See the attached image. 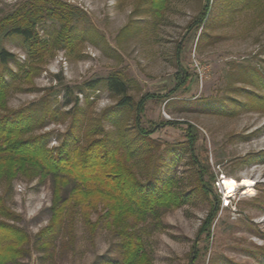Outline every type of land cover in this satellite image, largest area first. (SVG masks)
<instances>
[{
  "label": "rangeland",
  "instance_id": "1",
  "mask_svg": "<svg viewBox=\"0 0 264 264\" xmlns=\"http://www.w3.org/2000/svg\"><path fill=\"white\" fill-rule=\"evenodd\" d=\"M24 1L28 0H0V19ZM60 1L84 13L72 25L78 41L70 49L61 45L46 55L31 78L12 61L8 70L16 78L6 76L10 83L7 106L17 110L46 104L50 114L55 112L56 119L46 117L41 128L33 131L48 133L46 145L53 150L64 140L72 121V114H66L76 113L77 100L88 127L117 103L106 79L115 72L125 75L128 96L138 103L150 96L141 124L152 130L150 137L161 151L168 145L185 147L189 125L195 128L197 153L214 176L213 182L208 177L205 181L212 188V200L220 201L209 232L202 233L212 204L196 189L188 153L178 156L176 163L164 155L161 170L176 181L173 191L195 194L187 204L161 209L140 221L139 235L149 264H264V160H259L264 154V101L251 96H264L260 82L264 79V22L257 18L264 7H256L257 0L215 2L213 21L197 44L202 28L195 33L191 23L203 0H163L159 9L152 0ZM59 26L47 19L38 23L36 32L51 42ZM2 49L18 63H28V45L21 38L0 37ZM180 75L185 83L177 79ZM96 85L97 90L91 88ZM165 95L177 101L166 106L173 99L161 103ZM170 121L177 125H168ZM128 123L133 127V116ZM104 126L116 137L114 125L104 122ZM131 162L144 180L141 160ZM225 178L238 184L248 179L253 186H237L230 199H223ZM73 187L71 180L64 197ZM0 194L18 215L19 220L10 223L31 240L23 247L28 252L16 264L122 262L119 239L107 220H101L91 237L80 212L75 214L74 243H68L67 234L62 233L51 249L40 247L37 235L51 219L52 176L27 180L19 175L9 189L0 180ZM97 218L98 213L92 212L91 220Z\"/></svg>",
  "mask_w": 264,
  "mask_h": 264
},
{
  "label": "trees",
  "instance_id": "2",
  "mask_svg": "<svg viewBox=\"0 0 264 264\" xmlns=\"http://www.w3.org/2000/svg\"><path fill=\"white\" fill-rule=\"evenodd\" d=\"M220 1L203 0L198 16L191 23V29L195 33L202 28L197 44L213 21L215 2ZM241 1L249 4L253 0ZM162 2L163 0H152L153 7L161 8ZM257 3L256 7H264L262 0H257ZM83 15L79 8L60 0H28L0 19V37L21 38L28 45L29 56L28 63L20 64L15 61L13 54L4 49L0 51V180L9 189L19 175L27 180L53 177L51 219L48 226L37 235L40 247L51 249L62 233L67 234L68 243H74L75 214L80 212L91 237L95 236L101 220H107L108 227L119 239L117 249L122 257L120 264H149L139 235L140 221L156 216L161 209L187 204L195 194L193 191H173L176 181L168 178L161 170L164 155H168L170 161L176 163L178 156L183 152L188 153L190 164L194 168L196 189L212 204L202 233L209 232L218 213L220 201L217 199L215 203L212 200V188L205 181V177H208L213 182L214 176L197 153L195 128L189 125L185 147L168 145L161 151V145L150 137L152 130L141 124L145 103L150 96H144L139 103L128 96L129 79L119 72L112 73L106 79L107 89L117 99V103L102 111L98 119L86 127L85 115L78 107L77 100L73 107L76 113L66 114H72V121L64 140L59 148L53 150H49L46 145L48 133L33 134V131L41 128L46 117L56 119L55 112L50 114L46 104L17 110L7 106L10 83L6 76L16 78V74L8 70L10 63L14 61L26 78L33 77L39 72L46 55L61 45L66 49L74 46L78 38L74 36L75 28L72 25ZM257 18L264 22V8ZM47 19L60 25L56 35L51 37V42L41 39L36 32L38 23ZM177 79L185 83V78L181 75ZM260 82L264 88V79H260ZM97 87L98 85L91 88L97 90ZM251 96L264 101V96L254 93ZM162 98L155 97L158 102L161 100L163 103L173 99V96L165 95ZM174 101L177 100H169L166 106ZM229 112L231 111L227 110ZM131 116L133 127L128 123ZM104 122L116 127V137L106 130ZM167 124L177 125L174 121ZM83 140L84 143L80 145ZM132 158L141 160L144 180L136 174ZM259 160H264V154ZM71 180L74 181V187L71 194L64 197ZM92 212L98 213L96 221L91 220ZM18 220V215L8 208L4 196L0 194V264H16L28 252L23 247L30 243V237L10 223Z\"/></svg>",
  "mask_w": 264,
  "mask_h": 264
},
{
  "label": "bare ground",
  "instance_id": "3",
  "mask_svg": "<svg viewBox=\"0 0 264 264\" xmlns=\"http://www.w3.org/2000/svg\"><path fill=\"white\" fill-rule=\"evenodd\" d=\"M224 185L226 189L232 193L235 192L237 186H243L248 188H251L253 186L252 182L248 179H245L241 184H238L235 180L227 178H225Z\"/></svg>",
  "mask_w": 264,
  "mask_h": 264
},
{
  "label": "built area",
  "instance_id": "4",
  "mask_svg": "<svg viewBox=\"0 0 264 264\" xmlns=\"http://www.w3.org/2000/svg\"><path fill=\"white\" fill-rule=\"evenodd\" d=\"M223 180H224V179H223ZM223 180L221 181V185H222L223 190H224V191L222 192V194L225 195L223 199H230V196H231L230 194H231L232 192H230L229 190L226 189ZM245 188H246V187H245ZM234 195H235V194H234ZM226 201H227V200H226ZM228 202H229V201H228ZM227 206H228V203H227Z\"/></svg>",
  "mask_w": 264,
  "mask_h": 264
}]
</instances>
